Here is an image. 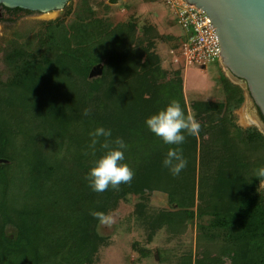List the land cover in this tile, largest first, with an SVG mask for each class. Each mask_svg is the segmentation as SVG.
I'll list each match as a JSON object with an SVG mask.
<instances>
[{"label":"trees","instance_id":"16d2710c","mask_svg":"<svg viewBox=\"0 0 264 264\" xmlns=\"http://www.w3.org/2000/svg\"><path fill=\"white\" fill-rule=\"evenodd\" d=\"M80 11L79 22L48 25L38 51L16 44L5 53L11 75L0 82V161H15L0 164V264H94L102 239L96 233L100 221L92 213L108 214L129 195L148 192L164 193L170 203L186 208L160 212L157 228L182 230L187 221L199 220L204 255L196 264H225L224 258L230 264H264V195L253 177L264 165L259 157L264 135L240 128L232 137L225 115L215 122L199 112L203 104L194 105L196 119L210 123V132L201 127L202 139L204 133L210 141L217 136L225 146L221 166L231 175L220 179L213 194L199 196L196 212L198 152L205 139L199 145L198 137H187L180 146L187 167L173 176L162 161L175 146L165 145L145 124L173 99L188 112L183 84L158 83L155 72L146 73L145 65L152 62L142 64L144 50L132 49L134 29L121 25L108 30L90 8ZM102 60L107 61L103 76L89 82ZM224 81L227 105L240 107L241 89ZM99 126L111 128L113 140L125 139L126 162L135 170L130 184L103 193L93 192L86 179L102 154L99 145L95 151L88 147L89 133ZM19 134L25 138L22 149L14 143ZM13 170L14 178L8 179ZM16 186L20 204L10 206ZM219 243L220 255L212 260Z\"/></svg>","mask_w":264,"mask_h":264},{"label":"rangeland","instance_id":"374dc122","mask_svg":"<svg viewBox=\"0 0 264 264\" xmlns=\"http://www.w3.org/2000/svg\"><path fill=\"white\" fill-rule=\"evenodd\" d=\"M85 7L90 8L93 18L101 21L108 30L121 25L134 29L132 49L144 50L142 64L148 60L152 62V65H145L148 66L146 73L155 72L158 83H182L187 109L195 118L198 112L194 105L201 103L203 105L199 112L205 117L210 116L215 122L218 121V115L228 118L229 126H226L232 137L236 136L240 128L256 129L264 135V125L259 124L263 123L260 112L249 96L246 83L231 78L222 62L206 67H185L183 63H175L172 52H178L185 31L179 25L176 14L162 0H118L116 4L110 0H73L64 10L51 13L8 11L0 7V82H5L11 75L4 57L12 45L18 44L38 51L42 39L40 36L47 32L48 25L63 23L67 27L79 20L80 10H85ZM72 45L76 47L75 42ZM105 66L107 61L102 60L88 81L101 78ZM225 78L241 89L244 101L238 108L231 109L227 105L229 94ZM201 126L211 131L209 122L204 121ZM207 135L203 134L205 140L202 135L198 136V144L201 140L205 143L199 146L198 152L196 212L199 196L213 194L215 187L221 183L220 179L231 176L221 166L225 146L218 144L216 135L211 141ZM238 139L235 138L237 142ZM24 140L21 134L14 137L15 147L17 145L18 149H22L25 146L22 144ZM13 151L16 150H11L12 157L15 156ZM250 154L251 160L256 162V153L251 151ZM20 155L25 156L24 152ZM259 157L264 159V150L259 151ZM13 162L0 161V164L10 165ZM14 171H10L8 179L14 178ZM14 184L19 185V182L15 181ZM19 191L17 186L12 189L10 206L13 202L20 204ZM260 192L264 195V188ZM185 209L170 203L168 196L160 192L129 195L127 199L120 200L117 207L107 214L111 216V222H100L96 227V233L102 241L94 257V264H196L197 258L204 255L198 244L199 220H189L184 229L176 231H170L168 226L157 228L156 224L160 212L176 213L178 210L184 212ZM219 248L220 243L217 249H212V260L219 257ZM223 260L225 264H230L229 258Z\"/></svg>","mask_w":264,"mask_h":264},{"label":"water","instance_id":"95a60500","mask_svg":"<svg viewBox=\"0 0 264 264\" xmlns=\"http://www.w3.org/2000/svg\"><path fill=\"white\" fill-rule=\"evenodd\" d=\"M71 1L0 0V7L51 13L64 10ZM185 1L208 15L218 35L223 66L231 78L246 83L264 119V0Z\"/></svg>","mask_w":264,"mask_h":264},{"label":"clouds","instance_id":"9594fccd","mask_svg":"<svg viewBox=\"0 0 264 264\" xmlns=\"http://www.w3.org/2000/svg\"><path fill=\"white\" fill-rule=\"evenodd\" d=\"M88 116V110L84 111ZM147 129L159 137L165 145L170 147L162 161L173 176H179L187 167L188 161L180 147L188 136L198 137L201 123L195 116L182 107L179 100H171L164 108L152 114L145 121ZM111 128L99 126L89 133L88 147L93 151L99 145L102 154L94 161L93 167L86 176L88 186L93 192L103 193L109 188L118 190L121 184H130L135 176V170L126 162L128 143L123 137L112 139ZM255 178L259 179V188H264V165L254 170ZM101 223H110L111 216L102 212L92 213Z\"/></svg>","mask_w":264,"mask_h":264},{"label":"built area","instance_id":"2783aa9c","mask_svg":"<svg viewBox=\"0 0 264 264\" xmlns=\"http://www.w3.org/2000/svg\"><path fill=\"white\" fill-rule=\"evenodd\" d=\"M176 14L178 23L185 31L175 63H183L185 67L208 66L222 62L218 35L208 15L185 0H162Z\"/></svg>","mask_w":264,"mask_h":264},{"label":"flooded vegetation","instance_id":"af4514ba","mask_svg":"<svg viewBox=\"0 0 264 264\" xmlns=\"http://www.w3.org/2000/svg\"><path fill=\"white\" fill-rule=\"evenodd\" d=\"M261 116V115H260ZM262 118V117H261ZM262 121H263V123H264V119L262 118Z\"/></svg>","mask_w":264,"mask_h":264},{"label":"bare ground","instance_id":"6f19581e","mask_svg":"<svg viewBox=\"0 0 264 264\" xmlns=\"http://www.w3.org/2000/svg\"><path fill=\"white\" fill-rule=\"evenodd\" d=\"M259 124H261L262 125V123L261 122H259ZM263 126V125H262Z\"/></svg>","mask_w":264,"mask_h":264},{"label":"crops","instance_id":"0c3cea01","mask_svg":"<svg viewBox=\"0 0 264 264\" xmlns=\"http://www.w3.org/2000/svg\"><path fill=\"white\" fill-rule=\"evenodd\" d=\"M184 37H185V33H183ZM183 40V39H182Z\"/></svg>","mask_w":264,"mask_h":264}]
</instances>
